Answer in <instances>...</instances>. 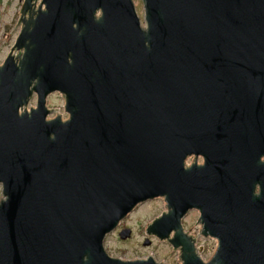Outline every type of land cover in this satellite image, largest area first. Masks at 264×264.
<instances>
[{"label": "water", "instance_id": "water-1", "mask_svg": "<svg viewBox=\"0 0 264 264\" xmlns=\"http://www.w3.org/2000/svg\"><path fill=\"white\" fill-rule=\"evenodd\" d=\"M141 2L144 26L133 0L23 1L25 53L0 67V264H159L103 245L159 198L145 234L181 264H264V0Z\"/></svg>", "mask_w": 264, "mask_h": 264}, {"label": "rangeland", "instance_id": "rangeland-1", "mask_svg": "<svg viewBox=\"0 0 264 264\" xmlns=\"http://www.w3.org/2000/svg\"><path fill=\"white\" fill-rule=\"evenodd\" d=\"M135 8L138 12V16L143 23V4L140 0H134ZM22 2L19 0H0V8L3 10L2 23L0 25V41L2 44V55H5L11 44L16 40L18 35V29L8 32L4 36L3 26L9 23L11 17L16 12H19ZM144 26V25H143ZM60 108V115L62 120L68 118L64 113V100L59 96L51 103V107ZM61 106V107H60ZM54 117V116H53ZM2 200L1 186H0V202ZM165 210V203L163 199H155L145 202L139 205L133 213L126 217L121 226L114 232L108 234L103 242L106 253L112 258H119L124 261L142 260L148 256H151L156 263L159 264H181L179 254L174 251L167 243L158 240L150 239L149 245H144L146 235V226L158 215ZM197 214L192 213L183 222L184 231L191 233L192 236L197 237L200 232V227L197 225ZM121 228H128L131 231L129 238L122 240L119 238L118 233ZM204 239V238H203ZM201 236H198V245L202 248L201 257L206 262L213 256L217 241L203 240Z\"/></svg>", "mask_w": 264, "mask_h": 264}, {"label": "flooded vegetation", "instance_id": "flooded-vegetation-1", "mask_svg": "<svg viewBox=\"0 0 264 264\" xmlns=\"http://www.w3.org/2000/svg\"><path fill=\"white\" fill-rule=\"evenodd\" d=\"M23 1L24 0H19V2H22V4H23ZM133 3H134V0H133ZM134 6H135V4H134ZM21 7H22V5L20 6L19 12H16L15 14L12 15L9 23L4 24V26H3V30H4V33H5L4 36H6L8 32H11L12 30H15V29H18V31H17L18 35H17L16 40H14V42L11 44L8 52L5 55H3V56H1L2 53H3L2 52V47L3 46H2L1 41H0V67H3L6 62L9 63L10 61H12L14 63H17L19 56H23L24 53H25L24 49H20V50L16 49L17 39H18V37L20 35V31H21V27H22V19L24 21H26L27 18H28L27 14L22 16ZM135 10H136V8H135ZM136 12H137V10H136ZM137 14H138V12H137ZM2 18H3V10L0 8V25L2 23ZM57 96H59L61 99L64 100V96L60 92H54V93L48 94L46 96V98H45V108L49 112V115H48L49 119L55 118L58 115H60V111H61L60 108H55L53 106L51 107V103L56 99ZM37 98H38L37 94L36 93H32V95L29 97V99L27 101V106H25L24 108L19 109V112H23V111L30 112V110L37 109ZM63 108H64V106H63ZM64 113H65V109H64ZM262 161H264V159H262ZM193 163H196L197 165L201 166V165L204 164V161L201 158L195 159V158L191 157V158L187 159V161L185 163V167H188L189 165H192ZM192 213H196L197 214V220H198V218H199L198 212L195 211V210H192V211H189L186 214L185 218L181 221L182 225H183V222L186 220V218L189 217ZM197 220H196V222H197ZM120 226H121V224H119V227ZM121 229L123 231V230L128 229V228H121ZM150 239L155 240L154 238H149V240ZM149 240L145 239V241L148 242V243H149ZM203 240H205V241L206 240L215 241L213 238H210V237L204 238Z\"/></svg>", "mask_w": 264, "mask_h": 264}]
</instances>
